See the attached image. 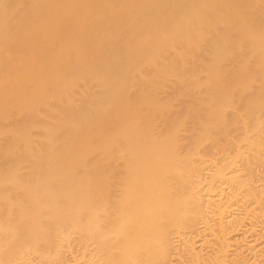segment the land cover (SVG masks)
<instances>
[{
    "label": "bare ground",
    "instance_id": "obj_1",
    "mask_svg": "<svg viewBox=\"0 0 264 264\" xmlns=\"http://www.w3.org/2000/svg\"><path fill=\"white\" fill-rule=\"evenodd\" d=\"M0 264H264V0H0Z\"/></svg>",
    "mask_w": 264,
    "mask_h": 264
},
{
    "label": "rangeland",
    "instance_id": "obj_2",
    "mask_svg": "<svg viewBox=\"0 0 264 264\" xmlns=\"http://www.w3.org/2000/svg\"><path fill=\"white\" fill-rule=\"evenodd\" d=\"M14 58L15 59L17 58L16 59L17 63H16V60ZM13 59H14V61H13L12 67H11V71L12 72H15V71L19 72L22 69V67L24 66L23 64H25L26 61L24 59H21V57H18V56H14ZM19 68H20V70H19ZM16 69H18L19 71H17Z\"/></svg>",
    "mask_w": 264,
    "mask_h": 264
}]
</instances>
